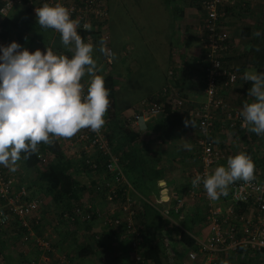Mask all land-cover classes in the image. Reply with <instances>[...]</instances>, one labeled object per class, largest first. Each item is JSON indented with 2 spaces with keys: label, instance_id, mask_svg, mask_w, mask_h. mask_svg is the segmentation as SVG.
Here are the masks:
<instances>
[{
  "label": "built area",
  "instance_id": "2783aa9c",
  "mask_svg": "<svg viewBox=\"0 0 264 264\" xmlns=\"http://www.w3.org/2000/svg\"><path fill=\"white\" fill-rule=\"evenodd\" d=\"M20 0H6L0 9V45L6 46L3 38L7 30L2 21L7 17L9 10ZM199 14V23L193 27L200 41L202 56L200 69L202 71V96L203 100L198 105L187 111L189 123L196 132V148L198 166L190 172V185L186 190L189 201L201 200L204 204L203 215L206 223V232L201 237L192 236L194 247L187 251V259L197 264H217L218 255H227L238 251L264 253V178L259 170L255 169V179L250 182L237 180L228 186L227 194L221 195L216 200H211L206 194L203 185L192 186V179L197 174L212 172L220 163L226 165L227 158L243 151L242 146H234L235 131L241 130L242 117L239 107H231L222 99L223 92H230L238 81V74L230 65V57L235 52V43L230 29L223 26L228 14L226 8L233 7L235 0H194ZM44 0H26L35 13V8L40 7ZM54 3L55 0H52ZM72 10L74 18L81 19L79 30H91L95 37L87 38L86 42H94L100 36L107 39L108 35L103 28L107 17L104 0H61ZM36 14V13H35ZM84 23L91 27L85 29ZM52 30V29H51ZM55 34L58 32L52 30ZM106 45V44H105ZM107 47L106 62L111 64V50ZM27 48L30 52L35 49ZM58 53V52H57ZM172 75L171 72L168 73ZM87 87V84H85ZM161 96L170 98L172 106L182 112L188 102L182 98L178 90L169 82L162 90ZM163 112L162 103L154 101L151 97L138 102L132 107V114L126 120L130 128L135 129L140 122L157 119ZM220 124L223 132L224 145L217 143L216 124ZM218 129V130H219ZM104 126L99 132L82 129L71 138H52L60 144L70 161L83 163L95 177H100L93 186V193L100 197L102 205L82 198L80 204H72L60 211L61 218L68 223L92 222L95 219L107 230L122 228V240L131 250H137L134 259L142 263L140 243L142 225L135 223V210L132 204L131 193L134 191L128 182L120 161L111 150L105 135ZM239 134V133H237ZM219 137V136H218ZM227 138V139H226ZM264 157V143L258 151ZM50 155L38 154L40 169L28 171L32 177L39 178L43 167L49 162ZM28 183H21L18 168L11 172L9 168L0 165V227L11 230L15 221L27 227V234L23 238H33L37 255L32 264H52L49 255L50 242L47 236L34 235L24 218L42 206V200L31 195ZM184 205L183 199L176 200V210ZM108 207V213L103 214L102 207ZM167 258L173 253L164 248ZM54 264H73L67 255L57 253ZM173 259H171L172 261ZM93 264H103L102 261Z\"/></svg>",
  "mask_w": 264,
  "mask_h": 264
},
{
  "label": "clouds",
  "instance_id": "9594fccd",
  "mask_svg": "<svg viewBox=\"0 0 264 264\" xmlns=\"http://www.w3.org/2000/svg\"><path fill=\"white\" fill-rule=\"evenodd\" d=\"M35 13L37 24L58 32L71 55L57 53L50 46L43 52L39 48L30 52L15 41L0 45V165L11 172L17 170L22 153L28 158L41 143L71 138L85 128L99 132L110 105V90L99 74L94 45L78 32L81 19L74 18L61 0H44ZM242 78L251 83L248 96L252 97L240 111L242 127L264 135V72L246 70ZM189 123L193 124L185 121L186 126ZM184 147L191 150L187 141ZM254 173L255 162L241 151L229 156L226 165L197 174L191 183L193 187L202 184L209 199L216 200L235 181L254 180Z\"/></svg>",
  "mask_w": 264,
  "mask_h": 264
},
{
  "label": "crops",
  "instance_id": "0c3cea01",
  "mask_svg": "<svg viewBox=\"0 0 264 264\" xmlns=\"http://www.w3.org/2000/svg\"><path fill=\"white\" fill-rule=\"evenodd\" d=\"M155 2L156 5L164 10V4L162 0H155ZM195 5L196 2L194 0H176L174 3V6L178 9V12L175 14V16L177 20V26L179 27L176 28L175 31L176 34H179V31H182V38L180 41H177L178 47H180V49L178 48L179 54L174 55L170 52V55L174 56L172 59L173 66L167 70L165 82L161 86V89L156 92V94H158L166 86L168 80H179L178 82L181 83V87H178L181 89V91H183L182 94L189 103L185 105V113H187L189 109L195 107L200 101L203 100L201 84L202 71L200 67L196 66V63L200 62L201 60L202 53L199 49L200 41L198 40L197 34L193 29V27L200 21V16ZM263 7L264 0H235V4L231 8L229 16L223 24V26H225L227 29H230L231 33L233 34L232 36L235 43V52L230 57L229 63L232 69L238 74V81L236 82L234 89L230 92L226 91L221 94L222 99L226 101V103L231 107H239V109H242L240 102L241 99H244V94L246 93L245 98L250 97L248 96V90L245 89V86L241 81V74L238 72V68L244 62L245 55L248 51V44L250 42L249 40L253 35L243 37L242 31L247 30L246 28H249L250 30L248 31L253 34V29L256 27L257 21L264 14ZM173 48L174 47L171 46V51H173ZM247 59L249 60L248 57ZM252 69H255L258 72H264V68L257 70V68L251 65L247 66L243 73L246 70ZM169 72L174 74L175 78L171 77L172 75H169ZM182 79L184 82H180ZM249 85L251 87V83ZM236 95H238V98ZM117 100L119 101V104H116L117 115L120 117V119L126 121L132 114V107L136 104L124 105L122 98L118 97ZM152 122L153 121L140 122L136 128L133 129L135 130L134 132H137L138 134V142L142 150L145 152L146 157L148 159L154 160V163L159 162L163 164L167 168V170L163 171V178L157 182V188L159 191L158 196L154 200L149 197L151 201L150 205L157 212L153 213L154 216L150 218V233L152 234V238L156 239L159 244L164 243L166 249L168 248L170 251L172 250V253L175 254L176 258H178L179 255L181 259L178 258V260H181L182 264H197L187 259V253H185L187 250H183L181 254L177 253V249L180 245L177 231L178 228L185 230L191 236L197 237H201L206 232V223L203 217L205 213L203 202L198 199L195 201H189L186 196V190L190 185V172L198 166L196 132L189 124L186 126L184 122V124H182V126L179 128L173 141L162 144L155 132H153L154 130H152ZM216 126L217 131H215V133L218 138L217 143L220 146H223L225 138L222 132L223 130L221 131L219 129L221 127L219 123H217ZM235 134V140L232 144L234 146H242L241 149L243 152L249 154L253 159L257 158V153L264 143V135H257L253 132H250L248 131L247 127L241 130H236ZM242 136L246 137L243 139V141L241 140ZM186 141L191 145V150H188L184 147ZM174 158L178 164H172L175 162ZM171 159L173 162L169 163L165 161H169ZM73 163L74 168L72 170L77 171L75 167H77V165L81 167V164L79 162ZM219 165L223 164L220 163ZM259 171H264V166L259 168ZM24 173L26 172L18 171L19 178H21L23 181ZM78 173L85 175L81 177H85L84 180L87 182L89 181V177L90 181H100V177L97 178L87 173L83 174L81 170L77 171V175ZM27 174L29 175V173ZM81 177L77 176L78 179L80 178L79 180H83ZM262 177L264 178V173ZM32 181L38 185V179L32 176L27 178L25 182L31 184ZM90 185L91 184H89V186ZM94 195L96 194L93 193L92 189L91 192L87 191L85 194H83L82 198L88 197L89 200L94 201L97 205H102V202L99 200L100 197ZM138 197L139 194L134 190L131 193L133 207H135V198ZM178 198L184 200V205L176 210V200ZM169 202L171 203L170 205ZM102 211L103 214H107L108 207H102ZM168 212L173 214V216L168 214ZM39 217L43 218L41 214ZM45 219L46 218H44L46 225L44 226V236L42 237L47 236L53 244L59 245L58 247L62 249V251H58L59 253H62L63 250L67 251L70 254L69 257H71L72 260H70L73 264H93L96 261H102L103 264H141L137 263L134 259L137 250L133 251L130 249V247L122 245V238L120 237L122 233H120L119 236L117 234H109V230L107 231L106 228L100 224L98 219H95L92 222L79 221L72 224H67L65 222H62L61 224H55L54 220ZM142 219L144 223H147L143 217ZM189 220V228H186L185 222ZM134 221L137 223L136 219ZM137 221L139 220L137 219ZM121 230L123 229L120 228L119 230L117 229L112 231L121 232ZM88 244L90 245L92 251L90 250L91 252L84 253V255H86L85 257H78L76 255L78 251L77 248L86 246ZM169 245L170 247H168ZM140 247L141 244L139 246L138 252L140 251ZM36 253L37 250L35 251V254ZM217 257V264H223L224 261H228L229 264H246L247 262H249V264H264V253H254L253 255L247 251L241 250L236 253H229L227 255L221 254ZM2 261L3 259H0V263Z\"/></svg>",
  "mask_w": 264,
  "mask_h": 264
},
{
  "label": "trees",
  "instance_id": "16d2710c",
  "mask_svg": "<svg viewBox=\"0 0 264 264\" xmlns=\"http://www.w3.org/2000/svg\"><path fill=\"white\" fill-rule=\"evenodd\" d=\"M5 2L6 0H0V9L5 5ZM162 2L168 7L169 11L174 13V15L177 14L178 9L174 6L176 0H162ZM16 5H18L17 8L12 10V7L8 12L7 17L2 21L7 30V34L3 36V38L7 41V44L15 41L21 44L22 47H29L31 49L41 46H50L54 51L58 52V50L54 47L57 44L56 36L58 35L60 37V34H55L51 29H42L37 24L36 14L33 12L32 7L30 5H26V0H20L18 3H16ZM104 6L107 12L106 3ZM231 8L232 7L226 8L228 15ZM246 29L247 30L242 31V36H253L249 40L250 42L248 44V51L245 55L244 62L238 68V72L241 74V81L243 82L245 89L249 90L250 82H245L242 78L244 69L251 65L257 68V70L264 68V14L257 21L256 27L253 29V34L248 31L250 30L249 28ZM78 32L86 41L87 38L95 37L96 35V33L91 30H79ZM62 53L69 56L71 55V53L64 48L62 49ZM200 64V62L196 63L198 67ZM101 75H103L105 78V86L110 90V105L105 116V135L109 141L113 154L117 156L120 161L127 180L133 189L139 194V197L135 198V207L133 208L135 210L136 221L138 219L139 224L142 225V229L140 230L143 237L140 243L141 264H182V261L178 260V258L181 259L179 255L178 258H176L175 254L173 253L170 259L167 258L164 250L162 249L161 243L159 244L156 239L152 238V234L150 233L149 229L151 228L150 218L154 216L153 213L157 212L150 205L151 201L146 193L145 187H157V182L163 178V171L167 170V168L163 164L159 162L154 163V160L148 159L146 157L145 152L142 150L138 142L139 139L137 132H134L135 130L130 128L127 121L120 119V117L117 115V102L115 95L116 86L113 76L111 74ZM174 76L175 75L172 74L171 77ZM178 81L179 80L170 79L166 85L169 82H173V86L178 90L180 96L185 99V96L182 94L183 91H181L179 88L181 87V83ZM180 82H184L183 79ZM160 93L161 91L151 97V99L154 101H160L163 107L161 116L152 120V130H154L153 132H155L161 143L166 144L173 141L182 124H184L186 120L190 121V119L187 118L185 110L182 112L176 110L172 106V100H170L168 96H161ZM245 96L246 93L244 94V99H241V107H243V104L246 102H252V97L245 98ZM245 138V136H242L241 140L243 141ZM38 154L50 155L51 157L49 162L43 167V169H41V176L37 178L39 181L37 190L39 189L41 192L43 191V193H40L39 191H31L32 197L35 196L42 200V206L36 211L29 213L24 218V220L27 222V226L30 227L34 235L42 237L44 236L43 230H45L44 226L46 225L44 218L47 220H54L55 224H61L62 222H65L60 216V211H63L72 204H80L83 194H85L87 191L91 192L94 184H96L98 180H94L93 182L90 181L89 177V181L87 182L84 180L85 177H81L85 175H81V173H78L77 175L78 170H81L83 174H92L91 171H88L89 169L80 162L79 163L81 164V167L77 165V167H75L77 171H73L72 169L74 168V163L69 160L60 144L54 141L49 144L41 143L38 147V151L29 155L26 159L23 158V153L21 154L22 158L17 162V168L18 171L26 172L24 175H26L27 178L31 176L28 171L37 170L41 167ZM253 161L255 162V169L257 170L264 166V157H260L259 153H257V158H254ZM259 172L261 175L264 173V171ZM27 173H29V175ZM77 176L81 177L83 180H79L80 178L78 179ZM19 180L21 183H27L25 182V178L24 181L21 178H19ZM36 184L33 183L32 186L35 187ZM89 184L91 185L89 186ZM28 185L29 189L31 190L32 187L30 184ZM136 204L138 208L136 207ZM50 205L53 207L52 209ZM40 214L43 218L39 217ZM142 217L145 221H147V223H144ZM65 223L71 224L68 222ZM13 224L14 227L11 230L6 227H0V259H3V264H32V261L37 255V253L35 254L36 246L33 244V238H23V236L28 232L27 227L23 226L21 222L17 220ZM177 231L180 244L179 248L177 249V253L181 254L183 250L188 251L194 247V239L183 229L181 230L178 228ZM120 233V231L114 232L109 230V234L111 235L117 234L119 236ZM18 242L20 243V246L15 249V244ZM49 242L51 249L48 253L52 257V264H54L55 255L59 253L58 251H62V249L58 247L59 245L53 244L50 239ZM9 248L15 250L14 254H11V252L8 251ZM77 249L78 251L76 255L78 257H85L86 255H84V253L92 251L89 244L78 247ZM62 254L67 255V257L70 255L64 250ZM69 259H71V257H69ZM171 259L173 260L171 261ZM246 264H249V262Z\"/></svg>",
  "mask_w": 264,
  "mask_h": 264
},
{
  "label": "rangeland",
  "instance_id": "374dc122",
  "mask_svg": "<svg viewBox=\"0 0 264 264\" xmlns=\"http://www.w3.org/2000/svg\"><path fill=\"white\" fill-rule=\"evenodd\" d=\"M107 17L103 28L107 32V39L100 36L94 40V57L97 61L99 73L111 74L116 86L117 98L123 99L125 105H135L149 97H153L165 82L167 70L173 66L174 55L179 54L178 42L182 38V31L176 34V16L164 4V10L156 5L155 0H105ZM18 5L14 4L13 9ZM55 49L62 53L68 50L56 36ZM111 50V64L106 62L107 47ZM173 46V51H171ZM197 66V65H196ZM85 80L88 79L86 76ZM118 96V97H117ZM238 95H236L237 97ZM238 98V97H237ZM173 159V157H172ZM165 160L173 162V160ZM172 164H178L176 159ZM23 177L27 180L26 176ZM85 182V181H84ZM33 181L30 186H32ZM29 184V183H28ZM37 184L31 191H37ZM147 195L156 199L159 194L156 186L145 187ZM39 190V189H38ZM40 193H43L39 190ZM171 203L169 202V205ZM51 209L53 208L50 205ZM168 211V210H167ZM168 214L172 215L168 212ZM188 220V219H187ZM139 224V221H136ZM189 221L185 227L189 228ZM19 241V240H18ZM15 249L20 246L16 243ZM122 245H126L125 239ZM162 249L166 247L161 244ZM170 247V245L168 246ZM14 254V249H8ZM171 252H173L171 250ZM0 264H3L1 262ZM5 264V263H4Z\"/></svg>",
  "mask_w": 264,
  "mask_h": 264
}]
</instances>
